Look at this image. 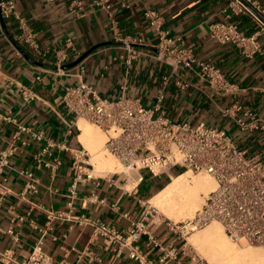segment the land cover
Listing matches in <instances>:
<instances>
[{
    "label": "crops",
    "instance_id": "obj_1",
    "mask_svg": "<svg viewBox=\"0 0 264 264\" xmlns=\"http://www.w3.org/2000/svg\"><path fill=\"white\" fill-rule=\"evenodd\" d=\"M94 1L19 0L18 10L48 52L46 58L31 54L17 25L0 15V157L13 144L17 147L0 179V253L25 259L42 241L53 264H140L130 257L135 245L147 264H158L160 252L147 246L146 235L132 244L106 242L97 227L109 226L127 238L132 223L145 214L140 200L149 201L175 175L154 178L144 171L145 181L134 185L133 176L126 182L121 176H96L93 171L71 199L72 153L54 147L44 157L49 166L37 160L49 143L83 148L79 127L71 124L74 116L58 104L59 97L67 86L78 83L75 74L81 64L86 83L104 98L126 95L153 107L165 88L163 111L171 119L224 128L239 144L261 150L264 139L259 140V133L240 135L221 110L240 102L264 120V54L247 58L237 47L211 37L210 26L227 21L225 0H110L111 10ZM148 10L157 13L169 36H183L199 60L217 66L233 89L218 93L195 75L182 79L190 84L186 89L177 86V77L165 85L172 69L158 57L157 35L145 17ZM232 21L247 34L260 26L253 12L233 15ZM68 38L77 50L68 64L83 60L59 74L54 60ZM137 38L144 44L135 42ZM260 43L264 46V36ZM24 90L33 99H26ZM159 224L154 220L149 228L167 243L172 235ZM179 255L181 264H192L180 246ZM0 264H6L1 256Z\"/></svg>",
    "mask_w": 264,
    "mask_h": 264
},
{
    "label": "built area",
    "instance_id": "obj_2",
    "mask_svg": "<svg viewBox=\"0 0 264 264\" xmlns=\"http://www.w3.org/2000/svg\"><path fill=\"white\" fill-rule=\"evenodd\" d=\"M225 1L227 7L224 12L227 21L213 23L210 26L211 37L220 44L237 47L247 58L264 54V46L260 43V37L264 36V5L260 0ZM18 2L19 0L1 2V18L17 25L20 40L31 54L46 58L48 52L41 49L37 34L18 10ZM76 2L78 0H72V3ZM94 2L111 10L110 0ZM249 12L255 14L260 25L259 29L251 34L241 31L238 24L232 21L233 15L239 16ZM145 17L157 35L155 47L158 57L172 69L164 78L165 85L177 77V86L186 89L190 84L182 79L195 75L218 93L233 89L217 66L196 57L194 49L185 45L183 36H169L162 28L155 11H146ZM135 42L144 44L142 38H137ZM76 51L74 41L68 38L65 47L57 53L54 60L59 74L69 72L64 67L70 63L71 52ZM135 54L133 52V57ZM77 68L75 76L78 83L65 88L58 104L74 116L72 125L78 126V121L85 119L99 126L110 136L106 143L107 150L124 168L122 173H114V176L124 174L127 182L131 175L135 174L131 180L142 183L145 181L144 171L154 178L164 175L171 178L173 171L178 168L184 172L208 173L216 181L215 190L205 199L202 209L196 212L192 221L175 222L164 218L160 222L159 225L165 226L167 232L172 235L169 242L158 239L150 230L149 225L154 221L153 212L156 210H152L148 200H140L145 214L141 220L132 223L127 238L115 229L99 224L97 230L106 242L117 239L125 244L127 241L132 244L146 235L147 246L160 252L158 264H181L179 246L187 252V236L194 230L216 221L222 225L225 234L234 243L264 248V149L254 150L253 147L239 144L224 128L205 122H177L171 119L163 111L165 88L157 96V103L153 107L146 106L140 98L126 95L114 100L104 98L86 83V68L81 64ZM23 95L26 99H33L26 90ZM221 115L235 123L240 135L258 132L259 140L264 139V120L252 108L234 102L223 108ZM110 132L116 136L112 137ZM37 137L40 138L41 135ZM15 140H18L17 136L14 137V143ZM54 147L69 150L73 155V183L70 188V197L73 199L79 185L93 177L91 170L94 167L90 164V156L84 147L72 150L64 144L49 143L37 155L40 164L45 163L44 157L51 155V149ZM16 151L17 147L13 144L1 154L0 179L4 168L9 165V158ZM45 166L49 164L45 163ZM25 175L33 177L31 173L26 172ZM42 245L43 242L40 241L25 259H18L8 252H1L0 256L6 264H53L52 258L44 252ZM130 257L140 264L148 263L139 246H132ZM194 261L195 259H192V262ZM196 264L205 263L197 260Z\"/></svg>",
    "mask_w": 264,
    "mask_h": 264
},
{
    "label": "bare ground",
    "instance_id": "obj_3",
    "mask_svg": "<svg viewBox=\"0 0 264 264\" xmlns=\"http://www.w3.org/2000/svg\"><path fill=\"white\" fill-rule=\"evenodd\" d=\"M78 122L79 141L91 157L90 163L94 167L91 171H94L96 176L117 173L121 164L106 147L110 136L99 126L84 119ZM110 135L116 136L113 132H110ZM193 173L186 171L172 176V180L149 199L150 206L167 219L183 218L182 222L186 223L192 221L196 212L202 209L205 199L216 188V181L210 174ZM133 184L136 185L137 180L133 181ZM132 187L128 185L127 189ZM188 241L209 264H264L263 250L253 246H237L225 234L219 222L194 230Z\"/></svg>",
    "mask_w": 264,
    "mask_h": 264
},
{
    "label": "rangeland",
    "instance_id": "obj_4",
    "mask_svg": "<svg viewBox=\"0 0 264 264\" xmlns=\"http://www.w3.org/2000/svg\"><path fill=\"white\" fill-rule=\"evenodd\" d=\"M85 120V119H84ZM85 121H88V120H85ZM88 122H90V121H88ZM90 123H92V122H90ZM104 132V131H103ZM116 158V157H115ZM117 159V158H116ZM91 160V159H90ZM91 164V163H90ZM118 170V169H117ZM123 170H124V168H123V166L121 165V169H119L118 170V173H122L123 172ZM179 172H181V170L180 169H175L174 171H173V174L175 175V174H177V173H179ZM114 173H109V174H107V176H110V175H113ZM194 175H201V174H204V173H193ZM123 179H125L126 178V176L124 175V174H121L120 175ZM131 176H133V177H135V174H132ZM129 185H131V184H129ZM150 205V204H149ZM156 210L155 208H153L152 207V210ZM199 211V210H198ZM153 215H154V220H155V222L156 223H160L162 220H164V216L158 211V210H156V212H153ZM172 221H175V222H182V220H183V218H180V219H178V220H176V219H171ZM216 222V221H215ZM213 223V222H212ZM201 229H203V228H201ZM193 234V232L190 234V235H188L187 236V241H188V239H189V237L191 236ZM233 242V241H232ZM236 244V243H235ZM237 246H239V247H242V248H245V247H247V246H253V247H257V248H259V249H261V250H263L264 251V248H262V247H260V246H256V245H247V244H236ZM186 249H187V253H188V255H189V257H190V260H191V262H192V259H195V263L194 262H192V264H196V261L197 260H202L205 264H209L208 262H207V260L202 256V255H200V254H198L197 253V251L196 250H194L193 248H192V246L189 244V241H188V245H187V247H186Z\"/></svg>",
    "mask_w": 264,
    "mask_h": 264
},
{
    "label": "water",
    "instance_id": "obj_5",
    "mask_svg": "<svg viewBox=\"0 0 264 264\" xmlns=\"http://www.w3.org/2000/svg\"><path fill=\"white\" fill-rule=\"evenodd\" d=\"M87 55H88V54H86V56H87ZM82 60H83V58L80 59V60H78V61H76V62H74V63H72V64H68V65H66L64 68H65V69L73 68V67L77 66Z\"/></svg>",
    "mask_w": 264,
    "mask_h": 264
},
{
    "label": "trees",
    "instance_id": "obj_6",
    "mask_svg": "<svg viewBox=\"0 0 264 264\" xmlns=\"http://www.w3.org/2000/svg\"><path fill=\"white\" fill-rule=\"evenodd\" d=\"M184 171H181V172H179V173H177V174H175V176H178V175H180V174H182ZM171 180H168L166 183H165V185L160 189V190H162L169 182H170ZM159 190V191H160ZM158 191V192H159ZM158 192H156V193H158Z\"/></svg>",
    "mask_w": 264,
    "mask_h": 264
}]
</instances>
